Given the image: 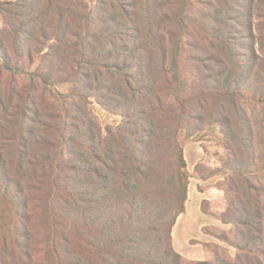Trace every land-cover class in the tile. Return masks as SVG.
<instances>
[{
	"label": "trees",
	"instance_id": "trees-1",
	"mask_svg": "<svg viewBox=\"0 0 264 264\" xmlns=\"http://www.w3.org/2000/svg\"><path fill=\"white\" fill-rule=\"evenodd\" d=\"M192 1L0 0V264H264V190L249 181L222 218L234 257L173 247L179 130L219 125L236 169L254 149L242 90L264 96V0ZM22 57L38 61L23 86ZM94 103L119 121L102 125Z\"/></svg>",
	"mask_w": 264,
	"mask_h": 264
},
{
	"label": "rangeland",
	"instance_id": "rangeland-1",
	"mask_svg": "<svg viewBox=\"0 0 264 264\" xmlns=\"http://www.w3.org/2000/svg\"><path fill=\"white\" fill-rule=\"evenodd\" d=\"M207 1L193 0L192 3L204 8L207 6ZM93 3L94 0H86L88 6ZM3 27V18L0 15V36L4 40L5 35L1 32ZM192 37L191 43H200L203 40L196 34ZM4 41L9 43L7 39ZM255 47L258 48V45ZM238 48L240 47L238 46ZM187 56H190V51L187 52ZM26 58L22 57L21 64L19 63L21 67L24 65L22 69L24 74L16 77L21 86L30 80H38L34 73L38 67L37 59H33L28 64V58ZM25 60L26 63L23 64L22 62ZM193 64L192 61L185 62L187 68ZM6 79V75L2 76V81ZM51 88H53V84ZM56 88L60 94H64L68 90V86L65 84L57 85ZM242 94L247 98L244 101V109L250 119L254 147L253 151L251 148L244 150L240 148V151L244 152L243 157L246 165H239L233 169L236 157L233 155L234 148L238 150V147L233 143L232 145L226 143L220 126L215 123L207 124L206 121L199 124L193 123L189 128L180 129L178 132L177 138L183 149L187 165L188 188L184 210L177 217L172 229V243L174 249L184 260L213 261L216 256L234 257L236 249L220 237L226 235L232 238L233 235V225L222 221L224 215H226L225 218H228V214H225L228 204L232 199H236L234 197L236 193H232L231 187L233 184H239L238 189L241 190V187L247 185L249 181L262 188L261 193H263L264 96H253L251 90H242ZM50 97L56 99L55 95ZM93 107V112L102 125L105 123L115 124L119 121L118 118L110 116L97 104L94 103ZM38 224L40 242H36L37 250L34 253L36 259L41 261L46 258L43 254L46 252L44 240L49 238V234L43 224ZM34 232L38 233V230L34 229Z\"/></svg>",
	"mask_w": 264,
	"mask_h": 264
},
{
	"label": "crops",
	"instance_id": "crops-1",
	"mask_svg": "<svg viewBox=\"0 0 264 264\" xmlns=\"http://www.w3.org/2000/svg\"><path fill=\"white\" fill-rule=\"evenodd\" d=\"M173 240V239H172Z\"/></svg>",
	"mask_w": 264,
	"mask_h": 264
}]
</instances>
